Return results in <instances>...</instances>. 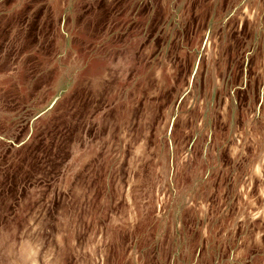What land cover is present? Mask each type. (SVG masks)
Returning <instances> with one entry per match:
<instances>
[{
  "label": "rangeland",
  "instance_id": "374dc122",
  "mask_svg": "<svg viewBox=\"0 0 264 264\" xmlns=\"http://www.w3.org/2000/svg\"><path fill=\"white\" fill-rule=\"evenodd\" d=\"M0 264H264V0H0Z\"/></svg>",
  "mask_w": 264,
  "mask_h": 264
},
{
  "label": "trees",
  "instance_id": "16d2710c",
  "mask_svg": "<svg viewBox=\"0 0 264 264\" xmlns=\"http://www.w3.org/2000/svg\"><path fill=\"white\" fill-rule=\"evenodd\" d=\"M60 119L61 117H54L48 122L43 121L40 127L41 134L37 137H32V142L28 148L34 147V151H41L44 155L48 154L49 163L52 162V157L59 159L64 151L62 147V125ZM53 151L55 152L54 154H52Z\"/></svg>",
  "mask_w": 264,
  "mask_h": 264
}]
</instances>
